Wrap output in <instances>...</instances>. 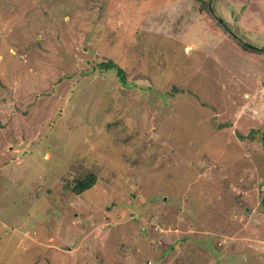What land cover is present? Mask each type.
<instances>
[{
	"label": "rangeland",
	"instance_id": "obj_1",
	"mask_svg": "<svg viewBox=\"0 0 264 264\" xmlns=\"http://www.w3.org/2000/svg\"><path fill=\"white\" fill-rule=\"evenodd\" d=\"M263 134L264 0H0V264H264Z\"/></svg>",
	"mask_w": 264,
	"mask_h": 264
},
{
	"label": "trees",
	"instance_id": "obj_2",
	"mask_svg": "<svg viewBox=\"0 0 264 264\" xmlns=\"http://www.w3.org/2000/svg\"><path fill=\"white\" fill-rule=\"evenodd\" d=\"M101 65L104 66L106 69H109L112 67L116 68L118 66L116 63H114L111 60L106 61V62H102ZM118 72H119V75L122 78V80H124L125 77H123V76H125V74H124L123 69H118ZM95 181H96V176L92 173L88 174L84 178H78L76 181V184L73 186V191L77 194H80V193L84 192L85 190L89 189L94 184Z\"/></svg>",
	"mask_w": 264,
	"mask_h": 264
},
{
	"label": "water",
	"instance_id": "obj_3",
	"mask_svg": "<svg viewBox=\"0 0 264 264\" xmlns=\"http://www.w3.org/2000/svg\"><path fill=\"white\" fill-rule=\"evenodd\" d=\"M263 139H264V134H263ZM263 204H264V199H263Z\"/></svg>",
	"mask_w": 264,
	"mask_h": 264
}]
</instances>
